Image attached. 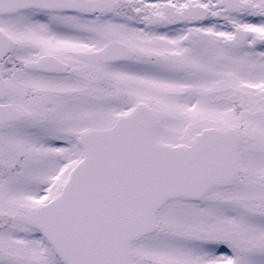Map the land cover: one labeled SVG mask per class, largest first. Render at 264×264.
Segmentation results:
<instances>
[{
  "label": "snow or ice",
  "instance_id": "6c2138e0",
  "mask_svg": "<svg viewBox=\"0 0 264 264\" xmlns=\"http://www.w3.org/2000/svg\"><path fill=\"white\" fill-rule=\"evenodd\" d=\"M0 264H264V0H0Z\"/></svg>",
  "mask_w": 264,
  "mask_h": 264
}]
</instances>
